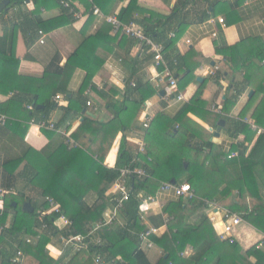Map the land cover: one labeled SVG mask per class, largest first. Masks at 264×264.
<instances>
[{"label":"trees","instance_id":"1","mask_svg":"<svg viewBox=\"0 0 264 264\" xmlns=\"http://www.w3.org/2000/svg\"><path fill=\"white\" fill-rule=\"evenodd\" d=\"M10 1L11 4H22L26 0ZM29 1L35 4L36 8L43 4L42 0ZM46 1L43 0V2ZM112 1L92 0V4L96 5L107 16L113 10ZM137 3L138 0H130L127 7L120 10L117 15L118 20L123 24L131 22L138 24L143 28L146 36L162 43L164 58L173 73L183 69L184 72L186 70L189 72L188 75H191L194 71L193 68L187 66L184 57L172 51L175 40L167 38L169 32L175 31L184 23L182 10L186 8V5L183 1H179L169 15L161 16L140 8ZM89 6L91 7L90 4ZM7 9L8 7L5 10L7 11ZM134 13L142 16L148 14L149 16L135 19ZM65 17L70 22L72 16L67 15ZM202 20V17H199L193 19L192 22L199 23ZM42 24L35 22L32 15L28 19V25L19 24L26 47L33 44L35 34L42 28ZM23 26L27 27V32L23 30ZM103 26L104 28L83 40L82 45L69 57L64 66H60V55L55 54L51 62L45 67L43 82L50 76H63L68 71L80 68L85 71L86 75L78 98L82 103H85L86 98L82 94L86 87L90 86L93 77L102 69L105 57L113 47V41L109 36L112 27L105 20H103ZM105 26L108 29H105ZM12 31L13 26L9 28L5 54L2 53V39L0 38V92L12 91L13 93L12 98L0 105V114L4 113L7 106L19 104L22 107L26 102L33 106V110L29 112L30 118L38 116L36 117L37 121L46 122L56 107L46 98L55 93L57 89L52 90L49 94H47L46 89L43 90L42 94L37 95H26L28 93L22 94V92L14 93L19 62L10 55L13 40ZM143 48L153 60L149 50L146 47ZM226 50L229 48L215 47L217 54H225ZM257 56L258 62L264 61L263 50ZM174 60L177 62L176 65L173 64ZM157 69L160 71L161 68ZM246 82V79L237 81L231 89L227 90L220 114H207V121L212 127H217L220 122L225 123L222 131L230 138L246 133L249 127L241 120L246 117L251 105L258 99L257 95L264 93V88H261L244 106L239 118H229L231 110L246 90ZM133 84L134 87L129 84V87H132L131 93H138L141 98L130 100V96L127 95L123 98L124 104L119 105V102H115L114 105L118 104L120 107L118 115L107 124L89 119L90 123L87 129L72 147H69V144L60 138L61 144L54 150L50 148L51 141H49V145L43 151L36 152L23 141L26 126L13 123L15 125L14 131H10V128H6V130L4 128L6 126H2V129L7 131L0 132L2 135L6 137L9 134L7 138L14 137L19 142L16 143L17 152L12 150V156H8L2 164L5 173L3 189L6 192L4 194V210L0 214V229H2L0 242L4 235L10 234L15 237L18 235L37 237L36 242L33 243H27L22 239L16 240L17 249L21 250L24 255L23 264H61V260L53 259L46 251L49 242L81 235L85 238L86 247L66 264H95L94 259L97 256L100 257L102 264H150L146 252L139 248L137 238L138 233L144 229L139 219V206L143 198H140V195H154L161 183L170 184L174 181L173 185L184 182L189 184L195 190L196 196L189 200L177 198L176 202L168 205L167 209L163 211L172 216L173 221L170 223L166 234L159 238L152 237V242L164 253L156 264H264V198L260 194L258 184L260 182L264 188V132L257 137L250 149V144L233 145L230 152L237 151L238 158L229 161L220 147L208 139L200 137V142L194 147L190 145L187 135L184 136L180 132L174 134V125L180 123L178 128L185 129L182 124L183 117L189 112H195L196 106L202 105L199 101L203 89L201 86L192 101L186 104L173 120L164 121V116H160L153 127L151 125L146 130L147 135L171 151V156L166 162H161L147 153L140 158L139 163L135 164L134 161L138 159V156L127 147L126 140L122 138L114 167L107 168L104 163L117 133L125 131L130 125L129 120L125 121L122 115L125 108H139L145 102L146 94L151 89L148 83ZM98 94L104 97L103 91L98 92ZM28 100L29 102H27ZM64 112L65 114L69 113V109ZM65 119L63 117L61 122H64ZM251 120L257 128H264V95L252 112ZM59 126L56 125L55 127ZM107 127L110 130L105 129ZM0 148L4 149L1 145ZM206 149L209 150V153L204 157L203 153ZM50 151L51 158L49 160L54 167L53 173L46 176L42 173L44 168L42 162L43 156ZM22 163H24L22 170L17 172ZM128 166L142 167L146 172V177L143 179L133 178L130 181V198L123 208L125 224L122 226L113 225L108 228L102 227L93 233L94 226L104 222L105 212L111 205L113 196L107 195V192L119 178L120 170ZM71 172L89 187L90 200L86 198V194H79L65 183L66 175ZM17 180L31 183L30 186L37 192V197L41 199L38 206L31 197L22 192L15 191L14 194H11L10 191H14V182ZM234 191L237 193L239 202L232 200ZM202 196H207L211 202L226 208L231 214L239 215L262 237L246 249H242L237 238L234 244L221 241L213 223L205 214L208 205L199 199ZM47 197L60 205L62 213L70 221V225L62 229L58 228L55 222L59 214L48 212V205L44 201ZM19 201L21 204L29 202L33 211L24 212L21 207L12 208V204L14 202L19 204ZM10 211H12V220L9 228L6 229L2 226L5 225ZM155 218L150 219L151 223L155 226L160 225L159 223L156 224L155 220L161 221V217ZM39 229L40 231H38ZM94 237L99 238V244L92 242ZM187 247H191L192 252L188 257H183L182 254ZM13 250L15 251V249Z\"/></svg>","mask_w":264,"mask_h":264},{"label":"crops","instance_id":"2","mask_svg":"<svg viewBox=\"0 0 264 264\" xmlns=\"http://www.w3.org/2000/svg\"><path fill=\"white\" fill-rule=\"evenodd\" d=\"M129 1L113 0V10L107 16H115L117 18L120 10L127 7ZM179 1H183L186 5V8L182 10L184 23L175 31L169 32L167 38L175 40L172 51L184 57L187 66L193 68L194 71L191 75H188L189 72L185 69V72L183 69L182 71H174V77L177 80V91L167 94L164 90L166 85L156 87L153 78L157 75V72H161L162 70L160 69L159 71V69L153 66L151 55L140 43L124 36L115 35L111 28L109 36L113 41L112 50L107 53L102 69L93 77L90 86H87L83 92L82 96L86 98L85 103H82L78 98V93L86 75L82 69L75 68L59 77L50 76L44 82L42 77L45 67L51 62L55 54L58 53L60 55V66H64L69 57L82 45L86 37L92 36L99 29L104 28L103 20L95 16H89L82 21H75L71 18L69 22L65 16L70 14L60 6L58 0H47L46 2L42 0L43 4L38 8L29 0H26L22 4H11L10 1L7 11L5 10L6 7L0 12V38L2 39V53L5 54L9 28L13 26L10 55L19 62L14 93L22 92V94L28 93L26 95H37L42 94L43 90L46 89L47 94H49L52 90L57 89L55 93L46 98V100L49 99L50 102L56 105L49 120L46 122L54 124V127L56 125L60 126L50 130L38 128L37 125L32 124V119L38 122L36 118L38 116L30 118L29 112L32 110L29 107L33 109V106L25 102V105L23 104L22 107L19 104L6 107L4 113H2L8 117L7 124L4 125L6 127L4 128H10V131H14L15 125L13 123L21 124L23 127L26 126L23 141L36 152L43 151L49 145V141H51L50 148L54 150V148L61 144L60 138L63 142L68 143L69 147H72L84 130L87 129L90 123L89 119L107 124L118 115L119 105L124 104L122 102L124 101L123 98L127 95L130 96V100H139L141 98L138 93H131L132 87L130 88L129 84H136L138 82L142 84L148 83L151 89L146 94V100L143 105L139 108H125L122 115L125 121L129 120L128 123L130 125L125 131L117 133L104 165L107 168L114 167L122 138L126 140L127 147L133 153L137 152L138 144L143 143L145 151L147 150L148 154L161 162H166L171 156V151L158 144L150 135H147L146 130L142 127V121L145 117H148L151 120L150 126L152 125L153 127L160 116H164V121L173 120L180 110L192 101L199 87L202 86L203 89L199 96V101L202 105L200 107L196 106L194 108L195 112H189L183 117L182 124L185 129L178 128L180 123H177L174 125L173 133L180 132L184 136L187 135L186 137L190 145L194 147L200 142V137L208 139L214 145L220 147L221 151L226 154L228 161L238 158L237 151L230 152L233 145L250 144L249 149L252 148L259 135L252 133L250 128L246 133H241L235 138H230L222 131L225 123L223 122L222 126L218 125L214 128L208 123L207 114H220L216 113L214 109H218L220 112L227 90L231 89L237 81L246 79L247 87L229 114V118L232 119L239 118L240 112L250 98L261 88H264V61L258 62L257 56L262 50L264 51V0H138L137 4L140 8L161 16H167ZM68 2L78 13L87 14L90 11L91 7L87 0H69ZM101 13L104 14L103 12ZM31 15L35 22L43 24L42 28L35 34L33 44L30 47H26L23 32L19 24L25 23L28 25V19ZM148 16V14L144 16L137 13L133 14L135 19L147 18ZM199 17L203 19L201 22H192L193 19ZM220 19L223 20V24L219 22ZM105 29L108 28L105 26ZM23 30L27 32V27L23 26ZM39 32L42 34L40 35ZM170 33H174L173 38H169ZM40 40L43 41L42 44ZM216 46L222 49L229 48V50H226L225 54H217L215 52ZM103 56H105L104 53ZM197 79H201L202 81H197ZM102 91L104 97L98 94V92ZM161 91L165 93L163 97L159 96ZM250 91L253 93L248 98ZM178 93L182 95V100L180 101L177 100ZM263 95L264 93L257 95L258 99L251 105L246 117L241 120L242 122L246 123V120L253 123L251 114ZM12 96V91L8 93L0 92V105L7 102ZM20 96L22 97V95ZM56 96H59L60 99L55 100ZM88 102L91 106H87ZM115 102H119V105H114ZM67 109H69V113L65 114L64 111ZM63 117L66 119L64 122H61ZM254 126L256 125L254 124ZM5 129H2V126H0V132H5L7 130ZM105 129L110 130L108 127ZM16 133L18 132L16 131ZM215 133H218L217 137L214 136ZM8 136L9 134L5 137L0 133V145L4 148L3 150L0 148V190L4 194L6 192L3 189L5 173L2 164L8 156H12V150L17 152L18 146H16V143L19 142L14 137L7 138ZM118 138L119 141L117 142ZM51 151L43 156L42 164L44 168L41 169L42 173L46 176L53 173L54 166L50 164L49 160L51 158ZM208 153L209 150L206 149L203 156L206 157ZM231 155L233 157H230ZM142 157L144 156L141 155L138 158ZM23 164L20 165L17 172L22 170ZM65 183L79 194H86L88 200L91 199L89 187L73 172L66 175ZM14 184V191H10L11 194H14L15 191L22 192L26 196L31 197L38 206L41 199L37 197V192L30 186V182L26 183L17 180ZM112 187L107 192V195L110 194L109 196L112 194ZM193 193L196 196L194 189ZM235 193L234 191L232 194V200L239 202L236 199ZM4 194L0 196V214L4 210ZM140 197L143 196L140 195ZM199 199L203 200V202L207 201L211 203V200L207 196H202ZM176 201L177 198L172 193L160 195L158 203L161 206L160 208H162V215H169L167 212H163V207ZM13 204L12 208L21 207V209L24 205L20 201L19 204L16 202ZM216 206L227 210L217 204ZM211 208L212 206L206 209V211L210 210L208 213H205L208 217H213L211 215ZM110 210L111 206L107 208L105 217L109 214ZM158 213H156V218L161 217ZM148 217V221L151 218H155L151 214ZM11 220L12 211L9 212L6 223L2 227L9 228ZM125 221L124 209H122L118 215V222L114 226H122V224H125ZM155 222L156 224H161V221L157 219ZM246 225V227L257 233V235L255 234V238L252 239L253 243H255L262 235L250 225ZM239 235H237V240L240 243ZM18 239L26 242L29 239L30 241L27 243H33L36 242L37 237H24L20 235L15 237L13 234L4 235V238L0 242V264H9L11 256L15 253L13 249H17L15 242ZM92 242L99 244V238L94 237ZM251 245L249 244L246 248ZM153 248L156 249V253L150 252V250L144 251L150 264H156L160 257L164 255L163 250L154 243ZM46 251L53 259L61 260V264L70 262L76 254L80 253V251H76L72 247L65 248L63 239L50 241L46 247ZM191 252V247H187L183 253L185 255L183 257H188Z\"/></svg>","mask_w":264,"mask_h":264},{"label":"built area","instance_id":"3","mask_svg":"<svg viewBox=\"0 0 264 264\" xmlns=\"http://www.w3.org/2000/svg\"><path fill=\"white\" fill-rule=\"evenodd\" d=\"M69 0H59L60 6L67 10V12L72 16L75 21H82L83 19H87L89 16L93 15L98 18L105 20L106 23L110 24L115 35L124 36L130 38L141 44L142 47H146L149 52L153 56V66L157 68H161V72H157V75L153 78V82L156 87L165 86L164 90L167 94H172L177 91V80L174 77V73L170 70L166 59L164 58V48L162 44L155 42L150 37L146 36L143 28L138 24L131 22L129 24H123L119 21L115 16H105L100 12V10L92 4V0H87V2L91 5L90 11L87 14H81L76 12L73 7L68 2ZM219 22L223 24V20L220 19ZM41 35L42 33L39 32ZM174 33L169 34V38H173ZM42 40L40 43L42 44ZM173 64L176 65V60L173 61ZM217 70V68H216ZM134 87V84H131ZM60 97L56 96L55 100H59ZM177 100H182V95L180 93L177 94ZM87 106H91L88 102ZM31 110L32 107H29ZM216 113H220L219 110L214 109ZM8 120V117L0 114V125L4 126ZM245 122L248 124L252 133L256 135H260L264 132V129H259L254 126L253 123ZM32 124L37 125L38 128H47L54 129V124L47 123L45 121L35 122L33 119L31 120ZM151 120L148 117H145L142 121V127L144 130H147L150 126ZM147 153L145 151V146L143 143L138 144L136 155L145 156ZM230 157H233L231 155ZM140 162V158L134 161L135 164ZM146 177V172L142 167L138 166H128L120 170V176L117 181L113 184L112 194L113 196L111 201V210L109 214L105 217L104 222H100L96 224L93 228V233L102 227H110L118 222L119 212L124 208V205L129 200V192H130V181L133 178L143 179ZM172 193L175 198H181L183 200H189L194 197V193L189 184H181V185H173L166 182L160 184L157 192L154 195L140 197L141 202L139 206V219L141 224L144 226V229L140 231L137 235L139 248L142 251H149L153 248L152 237H159L166 234L169 230V221L167 217L162 215L161 209L159 211V215L161 216V224L155 226L148 221L149 212L153 210V206L158 204L159 196ZM3 192L0 190V196H2ZM46 204L48 205L50 214H59L56 222L62 223L61 226L57 223L58 228L62 229L70 225V221L63 215L60 206L54 202L52 199H45ZM205 204L210 202L204 201ZM212 204V203H211ZM209 207L212 206L213 210L209 219L214 223L216 233L218 238L221 241H227L229 244H234L237 238V231L240 226H246V223L242 220L239 215L231 214L227 210L219 209L213 205L208 204ZM157 215H152V217H156ZM44 228V227H42ZM64 240V247L69 248L72 247L76 251H81L87 245L85 238L81 235L70 236ZM30 240L27 239V242ZM182 256H185L182 254ZM24 255L21 250L16 249L14 255L10 258L9 264H23ZM95 264H102L100 262V257H95Z\"/></svg>","mask_w":264,"mask_h":264},{"label":"rangeland","instance_id":"4","mask_svg":"<svg viewBox=\"0 0 264 264\" xmlns=\"http://www.w3.org/2000/svg\"><path fill=\"white\" fill-rule=\"evenodd\" d=\"M146 153H147V150H146ZM258 184H259V188H260V194H261V196L264 198V188H262V184L260 183V182H258ZM192 190H193V188H192ZM112 193V192H111ZM3 194H4V192H3ZM236 194V199L237 200H239L238 199V197H237V193H235ZM110 195V194H109ZM142 196L143 197H146L145 196V194H142ZM48 198V197H47ZM47 198H45V199H47ZM49 199H51V198H49ZM53 200V199H52ZM45 201V200H44ZM54 201V200H53ZM55 202V201H54ZM211 203H213V202H211ZM211 203H208V204H210V205H213V206H215V207H217L216 206V204L215 203H213V204H211ZM208 204H205V205H208ZM167 206L168 205H165L164 207H163V211L165 210V209H167ZM161 206H160V204L158 203V204H156V205H154L153 206V210L151 211V212H149V214H151V215H156V213H158L159 211H160V209H162V208H160ZM160 208V209H159ZM208 208H209V206H208ZM219 209H222V208H219ZM211 210H213V208H211ZM223 210H225V209H223ZM208 211H210V210H207L205 213H208ZM158 214H160V213H158ZM163 216H165V217H167V219L170 221L171 220V222L173 221V217L172 216H170V215H166V214H163ZM208 216V215H207ZM209 218V217H208ZM170 222V223H171ZM169 223V224H170ZM60 225L61 226V224L62 223H57V225ZM243 228V229H242ZM8 229V228H7ZM244 230V231H243ZM238 234H240L239 235V239H240V243L242 244V248H246L249 244H254L253 242V240L252 239H254L255 238V234L257 235V233L255 232V231H253L252 229H249L248 227H246V226H240V228L238 229V231H237V235ZM241 239H245V240H241ZM153 251V253H156V249L155 248H152V249H150V252H152ZM151 257V256H150ZM152 260H153V258H152Z\"/></svg>","mask_w":264,"mask_h":264},{"label":"water","instance_id":"5","mask_svg":"<svg viewBox=\"0 0 264 264\" xmlns=\"http://www.w3.org/2000/svg\"><path fill=\"white\" fill-rule=\"evenodd\" d=\"M9 3H10L9 0H1V1H0V12L3 11V10L9 5ZM197 81H202V80H201V79H197ZM252 93H253L252 91H250V92L248 93V98L251 97ZM164 94H165L164 91H161V92L159 93V96H160V97H163ZM222 125H223V122H220V123H219V126H222ZM214 136L217 137V136H218V133H215ZM118 141H119V138L117 139V142H118ZM171 183L174 184L175 182L172 181ZM13 206H15V205L13 204ZM22 210H23L24 212H32V211H33V209L31 208V205H30L29 202H27V203H25V204L23 205ZM165 257H166V256H165Z\"/></svg>","mask_w":264,"mask_h":264}]
</instances>
